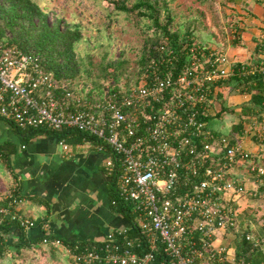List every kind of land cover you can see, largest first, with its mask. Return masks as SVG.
Masks as SVG:
<instances>
[{
  "label": "built area",
  "instance_id": "obj_1",
  "mask_svg": "<svg viewBox=\"0 0 264 264\" xmlns=\"http://www.w3.org/2000/svg\"><path fill=\"white\" fill-rule=\"evenodd\" d=\"M189 52L179 67L175 54L153 59L136 85L120 93L106 88L92 99L93 93L79 90L58 93V81L41 68L37 55L0 42V117L21 128H77L94 136L100 148L111 150L106 170L136 214L145 250L139 251L142 241L128 234L130 222L84 245L55 239L73 264H151L160 251L168 264H251L231 254L218 232L239 221L225 196L245 190L243 181L226 174L234 164L249 162L264 197V166L240 141L229 143L205 127L203 114L217 87L209 82L228 76L232 60L217 47L191 46ZM236 71L264 73V59L243 61ZM7 198L0 204V222L8 217L24 228L33 226L11 208L21 198ZM259 237L263 240L264 233ZM245 238L256 246L261 241L249 232ZM47 241L43 235L40 243Z\"/></svg>",
  "mask_w": 264,
  "mask_h": 264
},
{
  "label": "trees",
  "instance_id": "obj_2",
  "mask_svg": "<svg viewBox=\"0 0 264 264\" xmlns=\"http://www.w3.org/2000/svg\"><path fill=\"white\" fill-rule=\"evenodd\" d=\"M125 2L126 0H113L116 11H124L136 6L144 7L141 14L149 19L148 26L152 30V35L143 40L139 54L133 59V64L125 56L102 64V74L98 75L96 80L91 79V87L85 96L89 95L92 89L101 91L102 88H109L111 91L120 93L124 88L136 85L149 62L153 59L160 60L161 57L175 54L173 61L179 67L190 58L192 52H189V48L191 45L196 50L201 48L207 50L212 42L216 44L215 47L222 49L227 44L225 42L221 44L219 41L217 43L213 30L207 29L205 31L197 18H189L185 21L183 27L181 25L175 27L172 24L173 15L168 0H137L131 7L127 6ZM200 2L209 6L210 10L212 9L213 18L217 19L215 24L222 30L217 0H201ZM221 10L223 18L230 15L227 14L225 8ZM80 35L79 28L68 25L63 26L60 18H56L51 22L49 12L43 9L35 0H0V42L13 44L24 52L37 55L41 68L44 71H50L58 81V93L60 94H64L67 90L73 92L83 90L88 84L80 78L79 63L74 47ZM208 37L210 41H207ZM232 41H234V38H232ZM163 43L164 45H162ZM252 55L250 59L252 61L264 59V55H260L258 48H255ZM241 62L243 61H232V71L228 76L219 78L216 83L209 82V85H216L218 88L212 101L207 103L209 110L203 114L205 127L212 132L213 136H225L229 139V143L238 141L239 137L236 134L240 135L243 132L245 120L250 119L249 117L252 115L257 117L258 112H264V73L239 74L236 68ZM230 93H250L251 96L248 101L241 104L240 109L237 111L235 107L227 103V95ZM226 115L231 117L228 122V134L221 133L218 126L213 127L208 124L209 119L225 117ZM242 115L247 118H243ZM261 118L258 117V119ZM5 121L17 130L23 141H27L41 133L55 135L66 144L81 142L83 137L95 140L94 136L87 135L86 132L77 128H21L9 120ZM245 163L248 168L249 162L245 161ZM226 176L238 177L236 173H227ZM111 187L113 210L127 217L131 223L128 234L137 236L142 241V247L139 251L145 250L143 236L136 224V214H133L131 210L132 203L124 200L119 195L114 177ZM261 187L262 185L259 184L254 195L255 199L261 197L264 199L260 195ZM7 202L8 198L0 199V204ZM19 204L20 202L11 206V208L16 209ZM257 207H261V204ZM260 219L264 220V213ZM262 224L264 226V221ZM241 226L242 229L238 230L235 235L237 236L235 257L242 256L245 257L246 262L257 264V260L253 261L248 258L252 249L257 246L253 245L252 241L246 239L244 235V232L250 231V223L245 221ZM14 229L18 232L14 233ZM42 237L29 238L24 227L19 224L18 219L5 217L0 222V264H37L28 256L29 254L26 256L27 252H31V255L43 256L46 264H55V262L64 264L65 258L63 259L62 254L64 253L65 257L67 254L62 247H59L58 243H55V236L46 234L48 241L43 245L40 243ZM63 242L65 244L78 243L84 245L90 241ZM8 251L12 252L10 256H8ZM165 259L166 255L160 251L151 264H168Z\"/></svg>",
  "mask_w": 264,
  "mask_h": 264
},
{
  "label": "crops",
  "instance_id": "obj_3",
  "mask_svg": "<svg viewBox=\"0 0 264 264\" xmlns=\"http://www.w3.org/2000/svg\"><path fill=\"white\" fill-rule=\"evenodd\" d=\"M217 2L230 14V24L239 32V36L224 47L229 59L250 60L255 48L263 56L264 0ZM250 96V93H230L227 103L238 111ZM249 118L244 122L243 132L236 135L255 161L264 166V129L258 128V125L264 127V112ZM0 148V199L11 194L21 198L18 213L33 221V226L24 228L29 238L53 234L61 242H87L129 225L127 217L112 207L113 178L105 166V160L112 154L107 146L100 148L95 141L83 139L68 143L64 148L57 136L48 133L23 141L17 130L0 117ZM231 173H236L245 185L243 192L225 196L239 221L228 230L218 232V237L229 252L235 254V235L242 229L243 222L250 223V231L244 235L249 232L253 238L261 240L264 199H255L252 191L259 182L246 163L234 164ZM259 204L261 207H257ZM248 258L264 264V239L252 249Z\"/></svg>",
  "mask_w": 264,
  "mask_h": 264
},
{
  "label": "rangeland",
  "instance_id": "obj_4",
  "mask_svg": "<svg viewBox=\"0 0 264 264\" xmlns=\"http://www.w3.org/2000/svg\"><path fill=\"white\" fill-rule=\"evenodd\" d=\"M40 6L49 12V19L53 22L60 18L63 26L79 28L81 35L75 42L76 58L79 63L80 78L84 80L87 86L79 90L84 96L91 87V79H98L102 74L101 65L109 63L121 56H125L133 64V59L139 54L143 40L152 35V30L148 26L149 19L141 14L144 7H133L124 11H116L113 0H35ZM201 0H168L169 8L173 15L172 24L175 27H183L189 18H197L203 29L213 30L215 38L223 44L231 43L232 38L239 36L238 29L230 24L229 16L223 18L222 10L219 7V15L222 23V30L216 26L217 19L213 18L212 12ZM137 0H126L127 6H133ZM228 10V9H227ZM229 11V10H228ZM239 28V26H238ZM203 30V31H204ZM9 34V33H8ZM210 41V38H207ZM214 48V42L209 44ZM192 46V45H191ZM190 46V47H191ZM79 88V87H78ZM106 88L101 91L92 89V99L102 96ZM209 110V109H208ZM4 119V118H3ZM231 117L226 115L216 119H209L210 126H218L223 134L229 132V120ZM1 180V178H0ZM43 245V243H41ZM37 246V245H35ZM67 256L63 253L64 264H73V260L65 247ZM32 261L37 264H46L44 257L40 255H31ZM12 252L8 251V256ZM57 264V262H55Z\"/></svg>",
  "mask_w": 264,
  "mask_h": 264
}]
</instances>
